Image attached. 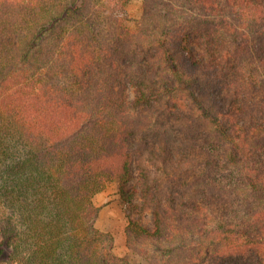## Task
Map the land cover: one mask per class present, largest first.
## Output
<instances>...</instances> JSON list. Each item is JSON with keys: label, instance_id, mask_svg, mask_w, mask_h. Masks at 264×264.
Here are the masks:
<instances>
[{"label": "trees", "instance_id": "trees-1", "mask_svg": "<svg viewBox=\"0 0 264 264\" xmlns=\"http://www.w3.org/2000/svg\"><path fill=\"white\" fill-rule=\"evenodd\" d=\"M111 183L124 258L92 224ZM0 244L6 264H264V0H0Z\"/></svg>", "mask_w": 264, "mask_h": 264}, {"label": "rangeland", "instance_id": "rangeland-1", "mask_svg": "<svg viewBox=\"0 0 264 264\" xmlns=\"http://www.w3.org/2000/svg\"><path fill=\"white\" fill-rule=\"evenodd\" d=\"M139 6V1H133L130 7L129 16L131 17V22L128 23L130 27H133V21L139 16ZM117 191V185L111 183L102 192L94 196L93 204L98 208V214L92 224L99 231L111 235L113 239L112 253L116 257L124 258L127 256L124 229L127 224L128 206L120 200ZM148 220L149 215L146 214L145 221ZM8 253V250L3 249V259L0 258V264H6L4 258L8 256Z\"/></svg>", "mask_w": 264, "mask_h": 264}]
</instances>
